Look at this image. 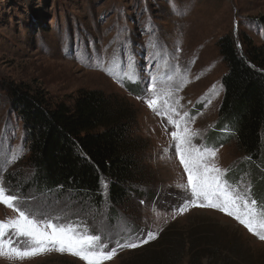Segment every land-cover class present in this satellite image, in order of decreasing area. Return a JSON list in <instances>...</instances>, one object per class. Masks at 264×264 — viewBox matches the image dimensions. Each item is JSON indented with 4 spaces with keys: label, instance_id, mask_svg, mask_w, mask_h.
Listing matches in <instances>:
<instances>
[{
    "label": "rangeland",
    "instance_id": "rangeland-1",
    "mask_svg": "<svg viewBox=\"0 0 264 264\" xmlns=\"http://www.w3.org/2000/svg\"><path fill=\"white\" fill-rule=\"evenodd\" d=\"M237 33L264 45V0H0L3 185L18 196L22 209L39 219L78 225L80 231L100 236L103 251L116 253L101 264H141L144 250L161 251L168 241L179 240L195 246L202 264H264V241L226 213L188 203L187 173L171 135L176 128L146 103L155 77L158 89H171L170 102L179 101V116L173 118L188 113L182 127L198 133L193 145L215 149L211 162L226 170L224 179L241 192L250 188L251 198L257 201L253 193L257 175L243 172L237 181L231 179L245 155L231 137V127L221 124L218 115L224 95L222 77L228 68L217 43L224 35ZM134 84L136 92L128 88ZM19 86L44 93L52 104H71L83 90L125 97L137 110L138 134L150 144L146 164L157 179L142 190L153 196L130 198L118 207L121 217L117 218L111 215V205L98 209L69 194L59 197L30 186V153L11 101V87ZM103 186L106 194L107 184ZM186 204L187 210L181 212ZM257 205L264 210L263 200ZM17 216L0 204V221ZM12 231L5 238L10 236L23 247L27 238L11 235ZM149 232L156 238L148 243L134 249L120 247L140 244ZM190 253L187 249L181 264H189ZM62 261L87 264L56 251L23 260L0 257V264Z\"/></svg>",
    "mask_w": 264,
    "mask_h": 264
},
{
    "label": "trees",
    "instance_id": "trees-1",
    "mask_svg": "<svg viewBox=\"0 0 264 264\" xmlns=\"http://www.w3.org/2000/svg\"><path fill=\"white\" fill-rule=\"evenodd\" d=\"M240 32V31H239ZM226 34L217 43L227 64L219 122L231 127L245 161L232 173L257 175L253 193L264 201V45L245 34ZM239 38V39H238ZM136 84L128 86L138 91ZM11 101L23 123L24 140L33 168L30 186L98 209L118 207L130 198L152 197L142 190L156 176L147 166L150 144L138 134L137 110L118 94L100 90L80 91L73 103L52 104L42 92L11 87ZM104 182L107 193L104 194ZM262 195V196H261ZM185 242V241H184ZM169 242L164 250L147 249L141 264H181L187 249L189 264H202L193 244ZM173 243V244H172ZM48 264H69L65 261Z\"/></svg>",
    "mask_w": 264,
    "mask_h": 264
},
{
    "label": "snow or ice",
    "instance_id": "snow-or-ice-1",
    "mask_svg": "<svg viewBox=\"0 0 264 264\" xmlns=\"http://www.w3.org/2000/svg\"><path fill=\"white\" fill-rule=\"evenodd\" d=\"M129 68L131 69V64ZM125 75L128 79H133L131 73ZM169 79L171 80L172 77ZM148 91L151 93V98L146 100L148 107L157 114L166 115L168 123L176 128L171 135L176 142L175 149L180 163L187 173L186 188L191 193V200L188 203L193 207H208L226 213L264 241V210L259 209L257 201L251 198L250 188L241 192L224 179L226 170L220 169L211 162L216 156L215 149L201 150L193 145L192 138L198 133L191 132L187 126L182 127L186 125L184 118L188 113H184L180 119L173 118L174 115L179 116L176 110L179 101L170 102L173 95L171 89H158L153 77V83ZM15 159L16 157L13 156V161ZM0 204L18 213L15 219L0 221V257L23 260L56 251L79 257L87 264H101L103 260L111 259L116 254L115 250L104 252L105 245L101 243V237L80 231L78 225L53 223L52 219H39L22 209L18 196L10 194L2 180H0ZM187 206L186 204L180 211H186ZM9 229L13 230L11 235L26 237L27 243L20 247L10 236L5 238ZM155 238V234L149 232L147 239L140 244L128 243L120 247L134 249Z\"/></svg>",
    "mask_w": 264,
    "mask_h": 264
}]
</instances>
